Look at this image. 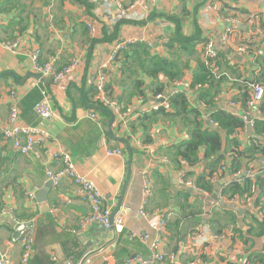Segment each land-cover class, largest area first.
<instances>
[{"label": "crops", "instance_id": "1", "mask_svg": "<svg viewBox=\"0 0 264 264\" xmlns=\"http://www.w3.org/2000/svg\"><path fill=\"white\" fill-rule=\"evenodd\" d=\"M97 2L0 0V41H20L19 54H13L0 45V208L12 209L13 212V217L8 213L0 215V251L6 252L14 264H20L21 246L17 242H10L16 218L20 221L34 220L33 252L28 264H66L68 260L72 264H82L86 260L93 264H123L124 257L130 253L147 255L146 246L136 236L148 230L147 222L138 215L137 208L142 200L139 171L152 162L154 191L147 207L162 208L169 213L163 249L165 253L176 254V261L166 259L163 264H196L198 252L203 255L202 264H224L231 257L237 258L239 252L247 257L246 244L243 245L235 237L236 232L232 227L224 231H231L228 240L214 242L208 238L200 245L189 247L187 239L191 230L207 224V217L215 209L212 202L216 190L220 191L223 184L234 180L237 172L243 175L248 169L256 170L264 157L259 150L246 152L251 151L252 143L259 144L254 139H259L264 145V139L256 136L254 129L248 131L243 118L248 114L241 106L237 109V116L241 117L244 126L236 129L234 134L225 135L227 146L222 148L225 161L229 150L235 148L231 143L233 137L237 139L236 149L240 152L245 150V155L236 156L237 167H227L221 180L214 182L213 192L201 195L180 182L184 169L174 156L175 146L189 138L188 121L192 119V114L171 112L168 115H152V111L143 114L145 117L135 118V112H142L155 102L154 80L143 76L139 90H125V86L129 85L131 79L142 75L141 58L147 60L149 53L170 56L168 52L172 50L160 45L161 40L170 39L177 30L182 35H195L199 13L208 4L210 8L206 13L212 23L207 28H200V34L205 39L210 37L215 48H226L221 42L226 24L218 19L219 11L224 9V13L239 16L231 44H242L249 48L244 53L234 51L230 55L229 61L234 64L235 72L230 74L227 84L226 81L224 86L221 84L218 94L213 89V101L205 113L217 109L232 112L229 100L241 98L238 86H244L245 81L252 80L257 74L255 59L261 57L264 60V1L121 0L125 7L136 2V14L141 16L147 11L149 17L143 24L121 22L116 26L115 33L114 25L111 29L101 20V9L97 8ZM107 5L112 8L110 0H107ZM250 17L252 23L248 22ZM90 18L98 23L99 34L96 38L110 39L93 43L96 38L91 39L85 25ZM128 38H135L139 42L147 39L152 45L148 47L145 44L146 53L140 49L136 52L129 50L127 57L123 56L132 66L134 74L117 71L118 62L108 73L111 97H115L113 99L126 114L123 124L111 113L91 109L87 102L92 97L87 91L95 82L100 65L116 41ZM202 46L195 45L196 55L189 59L188 68L181 77L187 85L192 82L190 72L196 67V59L203 58ZM229 47L233 49V46ZM36 49L40 50L44 60L56 56L58 65L77 58L81 66L78 80L64 89L52 86L50 78L40 77L32 70L30 55ZM42 90L51 94L54 111L52 117L44 120L39 119L34 111V106L42 99ZM180 90L187 92L188 103L195 106L198 100H195L192 91L184 85ZM10 91L16 94L19 122L23 125H44L50 135L49 146H61L71 156L76 170L94 181L104 197V205L111 207V215H114L112 225L110 223L106 228L93 223L75 233L79 229L80 218L89 212L90 207L72 180L63 179L57 187L47 180L45 170L50 167L57 170L61 163L48 159L43 154L45 148H42V153L39 152L42 154L40 157L32 153L21 155L3 142L1 129L8 127L7 95ZM172 91L168 89L167 93ZM117 96H122L121 101L117 100ZM90 111L96 113L95 119L89 116ZM261 116H264L263 112ZM151 128H154V134L150 133ZM106 147H120L123 154L107 155ZM199 156L202 158L203 153L200 152ZM165 157L169 159L168 162L162 161ZM203 170V163L196 165L193 170L195 174L188 175V178L195 181V175ZM257 177L264 180V174ZM33 186L38 187L37 191L46 189L45 201H38L36 196L32 201L27 198L25 193ZM235 206L247 211L245 207ZM231 210L242 216L245 225L248 223L243 212ZM118 220L122 225L120 232L115 225ZM263 246L264 234L254 236L251 250L258 253Z\"/></svg>", "mask_w": 264, "mask_h": 264}, {"label": "built area", "instance_id": "2", "mask_svg": "<svg viewBox=\"0 0 264 264\" xmlns=\"http://www.w3.org/2000/svg\"><path fill=\"white\" fill-rule=\"evenodd\" d=\"M105 1V4L101 2ZM112 3V8L107 5V0H98L96 3L97 8L101 9L100 18L102 21L107 23L112 29L114 25L120 22L121 20L138 23L147 21L149 17V12H145L144 15H137L135 12L136 2L125 7L121 0H110ZM264 1V0H263ZM210 5L204 6L199 13V22L198 26L201 29L207 28L212 23V20L207 15ZM207 12V13H206ZM219 21L226 24V27L221 35V42L224 46L229 47L233 46V50L239 54L244 53L247 48L242 44H231L232 34L236 31V25L238 24L239 16L232 14H224L219 11L218 14ZM248 22L252 23L253 19L250 17ZM85 25L88 30V34L91 38H96L99 34L98 23H94L93 20L87 19ZM114 31V30H113ZM147 40V39H146ZM142 39L141 43L151 46L152 44ZM168 39L165 38L160 41V45L165 46ZM139 42L135 38H128L126 40H118L112 47L107 58L99 67L97 75L95 77V82L93 83L97 91V98L101 104L110 109L112 114L119 119V121L125 124L126 114L122 112L119 104L115 101L106 90V84L108 83V73L112 70L113 65L116 66L119 52L125 50L128 45ZM0 45L10 51L13 54H19L20 52V41L17 39H9L5 41H0ZM216 50L214 42L210 37L206 38L205 43H203V60L205 65L209 68L210 72L214 75L215 78H219L220 74L218 73L217 66L214 63L216 58ZM31 64L32 70L40 75L43 78H50L51 85L58 89H64L67 85L74 83L78 80L79 70L81 68L80 61L77 58L71 59V61L64 65H58L57 57H51L47 60H44L41 57L40 50H34L31 55ZM159 80L165 85L167 91L168 89H173L171 93H175L180 90L184 85L192 92H198L203 86L200 83H197L192 88L189 85L185 84L182 79H177L173 81H168L164 76L160 75ZM42 99L34 106V111L39 119H48L54 115L52 109L51 100L52 96L50 93L42 90ZM249 99L246 103L247 110L246 114L250 115V120L246 122L251 129H253L257 121L264 122V116H261L260 105L264 96V85L254 81L249 84ZM8 101V127L1 129L2 139L5 144H8L14 151L20 153L21 155H27L29 153L35 154L37 157H40L42 154V148L44 149V155L50 160H58L61 163V167L57 170H52L51 167L45 170V176L53 186L57 187L63 179H70L77 186L80 195L89 203V212L79 220V229L74 231L79 233L86 225L89 224H100L104 227L110 226V217H111V207L104 205V197L101 195L98 187L87 176L81 174L76 170L75 164L72 161L71 156L61 148V146L56 145L54 147L49 146L50 135L47 128L44 125H23L19 122V111H18V101L14 91H10L7 95ZM154 103L142 112H135L133 117L137 118L142 116L146 112H152L157 110H165L167 112H172L169 95L166 94H157L154 96ZM230 108H233V111L230 112L233 115H238L239 107L241 102L236 100H229L228 103ZM89 116L92 119L96 118V113L90 111ZM213 123V122H211ZM216 126V123H213ZM150 133L154 134V128L150 129ZM260 137L264 139V132L260 134ZM48 143V144H47ZM106 154L110 156H122L123 152L120 147H106ZM163 162H168L167 157L162 159ZM229 158L220 164L211 181L217 182L221 180L222 174L228 169ZM184 172L180 177V182L185 186L190 187L193 191L198 192L201 195H208L209 192L198 187L195 182L185 176V171L189 167L188 163L181 161ZM151 166L150 162L145 167H142L139 171V174L142 179V200L137 208V213L140 217L146 220L148 230L136 235L140 241L148 249L147 255H142L141 253H130L126 255L123 259V264H163L166 259L170 261H176L175 253H165L163 249L164 235L168 226L169 213L165 209L160 208H148L147 202L153 195L154 184L151 177ZM264 174V157L260 162V165L256 170L248 169L243 175H240L238 172L235 174L236 178L234 181L241 182L243 178L250 177L254 179L257 175ZM233 181V180H232ZM229 182L223 184L221 190L226 187ZM38 190L37 186H33L31 189L26 191L27 198L32 201L35 199L36 191ZM221 190L217 194L218 199L213 200L212 206L214 208L221 206L220 201L226 203H232L241 207H245L247 211L253 214L257 218L262 217V212L259 211L257 207L254 206V199L259 194V188L254 189L251 196H245L243 198L235 195L232 198H226L221 194ZM234 211V210H233ZM235 212V211H234ZM8 213L13 217L12 209L0 208V215ZM236 215V212H235ZM237 220L235 222V228L238 231H245L244 228H247L245 223L242 221V216L236 215ZM239 217V218H238ZM14 229L10 236V242H17L20 244L22 249V254L20 257V264H28L29 259L32 256L33 252V240H34V220L20 221L14 218ZM116 229L118 232L122 230L121 221H116ZM231 231H226V233H215L210 229L206 224L202 227H196L191 230L188 234L187 243L189 247L200 245L209 239L215 241L226 240L231 236ZM235 237L237 234L235 233ZM236 239V238H235ZM234 239V240H235ZM228 240V239H227ZM195 262L196 264L203 263V258L201 252H198V257ZM234 264H251V262L245 257V259L239 260L235 257H231L230 260ZM0 264H14L11 257L6 253L0 251ZM66 264H72L71 260H68ZM82 264H93L89 260H86Z\"/></svg>", "mask_w": 264, "mask_h": 264}, {"label": "trees", "instance_id": "3", "mask_svg": "<svg viewBox=\"0 0 264 264\" xmlns=\"http://www.w3.org/2000/svg\"><path fill=\"white\" fill-rule=\"evenodd\" d=\"M72 1L84 2V0ZM223 10L224 9H221L222 13H224ZM121 22L128 21L121 20L115 25V28ZM136 24H143V22H138ZM198 28L195 31V35L190 36L182 35V33L177 30L174 35H172L170 39H168L167 43L164 46L166 49L172 50L171 52H168L170 56L159 54L152 55L149 53L150 56L147 60L141 58L140 69L142 71V75H139L135 79H131L129 85L125 86V90H128L129 88L132 90H139L142 88L141 84L143 82V76L151 77L154 80L153 95H169L172 113L176 112L185 114L189 112L192 114V119L188 121V123L190 124L189 138L175 146L176 148L174 156L175 160L177 158L180 164L181 161H185L188 163L189 167L185 173V176L187 178L188 175L195 174V171L193 170L196 165L203 163L204 170L201 173L195 175L196 178L194 182L198 187L211 193L214 190L215 184L211 181L210 178L213 177L214 173L216 172L222 161H224L225 159L224 155L222 154V148L225 149V146H227L225 135L229 136L236 129H242L244 126V122L241 117L233 115L223 109H217L216 111L212 110L208 113H205L210 108L209 106H211L212 104L213 89L216 91V94H218V91H220L219 88L225 83V81L227 84V79L229 78L230 74L235 72L234 64L229 61L230 55L233 54L234 50L231 47L215 48L217 55L214 63L217 66L218 73L220 74L219 78L214 77L209 68L205 65L203 58L196 59V67L194 68L193 72H190L192 76V82H190L189 87L192 88L197 83H200L203 87L198 92H192L195 95V100H198L195 106L188 103V96L185 90H179L171 94L167 93L165 85L159 80L160 75L164 76L168 81L181 79V77H183L184 71L186 70V68H188L189 59L195 57L196 55L195 45L203 44L206 41V39L200 34L201 30L199 26ZM105 39H110V37L104 39L96 38V40H93V43ZM139 49L142 51V53L147 52V46L141 42L130 44L125 50L119 52L117 59L118 65L116 70L121 72L122 74L125 72L128 75H131L132 73L134 74L132 66L129 65L130 63H128L127 59L125 58L127 57V51L134 50L136 52ZM247 50H249L248 47ZM124 55L125 58L123 59ZM255 61H257V74L255 75V77H253V79L250 81H245L243 84L244 86H238V89H240L242 93V96H240L242 99L239 98L236 100L241 101V108L243 109V111L247 110L246 103L250 96L249 84L256 81L264 85V60L263 58L261 59V57H258L255 59ZM106 90L111 96V81H108V83L106 84ZM87 92H89L92 97V99L87 102L91 109L101 110L108 112V114H112L111 110L105 108L97 98V91L93 84ZM116 98L117 100L121 101L122 96H117ZM260 111L261 113H264V96L260 105ZM159 113H162L164 115L172 114L170 111L167 112L161 109L153 111L151 114L154 115ZM202 115H205L206 117L204 116L203 118ZM143 116L145 117L146 115H142L140 117ZM211 122L216 123V126H214V124ZM253 129L254 134L256 136H259L262 132H264V122L260 120L257 121ZM232 139L233 140H231V143L233 146H235V148H232L231 150H229L230 152L227 153V158H229L228 168L232 166L237 167V164H235V158L237 155H245V150L240 152L236 149V146L238 144L237 139L233 137ZM254 140H256V143L259 144L255 145L254 143H252L251 151L246 152L252 153L259 150V152L264 153V145L261 144L263 142L259 139ZM200 152L203 153L202 158L199 156ZM256 188H259L260 192L257 197H255L253 202L254 206L262 212V217L257 218L249 211L243 210L244 219L248 222L246 224L247 228H244L245 231L239 232L238 229L235 228V212L222 206L212 209V212L207 217L208 219L206 220V222L209 225L210 229L215 233H224L226 229H230L232 227L233 232H236L237 234V238L241 240L243 245L246 244V256L251 264H262L264 263V246L261 250L258 251V253L253 252V250H251V246L254 236H260L264 234V180L261 177H255L254 179L245 177L241 182L233 180L230 181L226 185V187L221 190V194L227 199L232 198L235 195L243 198L245 196H251L254 189ZM175 226H178V221H176ZM224 264L234 263L231 261H226Z\"/></svg>", "mask_w": 264, "mask_h": 264}, {"label": "water", "instance_id": "4", "mask_svg": "<svg viewBox=\"0 0 264 264\" xmlns=\"http://www.w3.org/2000/svg\"><path fill=\"white\" fill-rule=\"evenodd\" d=\"M243 118L246 120V122L248 121V120H250V115H245V116H243ZM212 126V125H211ZM246 126H247V128H248V131L249 132H251V128L249 127V125L248 124H246ZM50 182V181H49ZM51 183V182H50ZM218 188V187H217ZM192 190V189H191ZM37 194H36V198L38 199V201H45L46 200V193H47V191H46V189H43V190H39V191H37L36 192ZM219 193V191H218V189L216 190V194L215 195H213V200H216V199H218V197H217V194ZM219 204L222 206V207H225V208H228V209H235L236 211H238V213H242L243 212V210H244V208H237L234 204H232V203H226V202H223V201H220L219 202ZM113 216L114 215H111V221H110V223H111V225H112V220H113Z\"/></svg>", "mask_w": 264, "mask_h": 264}, {"label": "rangeland", "instance_id": "5", "mask_svg": "<svg viewBox=\"0 0 264 264\" xmlns=\"http://www.w3.org/2000/svg\"><path fill=\"white\" fill-rule=\"evenodd\" d=\"M238 255H239V256L237 257L238 259H243V258H245L242 254H240V252L238 253Z\"/></svg>", "mask_w": 264, "mask_h": 264}]
</instances>
